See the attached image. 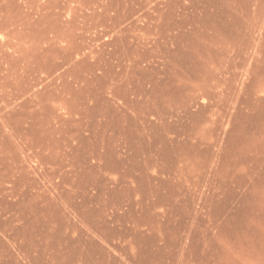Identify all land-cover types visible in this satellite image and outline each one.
Instances as JSON below:
<instances>
[{
  "label": "rangeland",
  "instance_id": "1",
  "mask_svg": "<svg viewBox=\"0 0 264 264\" xmlns=\"http://www.w3.org/2000/svg\"><path fill=\"white\" fill-rule=\"evenodd\" d=\"M0 264H264V0H0Z\"/></svg>",
  "mask_w": 264,
  "mask_h": 264
}]
</instances>
